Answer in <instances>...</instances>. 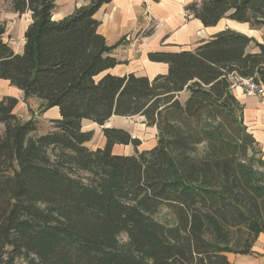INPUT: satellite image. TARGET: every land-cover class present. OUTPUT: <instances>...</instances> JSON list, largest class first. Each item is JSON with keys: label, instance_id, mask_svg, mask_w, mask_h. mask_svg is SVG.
Returning <instances> with one entry per match:
<instances>
[{"label": "trees", "instance_id": "1", "mask_svg": "<svg viewBox=\"0 0 264 264\" xmlns=\"http://www.w3.org/2000/svg\"><path fill=\"white\" fill-rule=\"evenodd\" d=\"M2 1L31 23L21 55L0 24V80L60 119L33 136L36 122L14 114L18 100H0V264H230L228 254H253L264 234V158L231 85L264 86V45L226 28L191 51L149 53L165 75L99 78L121 64L119 44L106 45L94 18L111 0L59 21L57 0ZM184 10L205 28L264 27V0H195ZM112 116L143 117L155 147L139 153L138 139L103 128V148L88 149L93 133L81 122L104 126ZM116 144L135 154L114 155ZM162 207L173 224L155 220Z\"/></svg>", "mask_w": 264, "mask_h": 264}, {"label": "crops", "instance_id": "2", "mask_svg": "<svg viewBox=\"0 0 264 264\" xmlns=\"http://www.w3.org/2000/svg\"><path fill=\"white\" fill-rule=\"evenodd\" d=\"M195 0H111L109 4L103 5L94 15L95 20L99 22L97 33L101 35L108 47H113L119 44L113 51L114 56L121 64L115 68L102 73L99 78L105 74L115 76H125L134 74L137 77H146L153 79L157 75H165L168 66L164 63H156L148 60V54L152 52H180L191 51L199 43L208 40L211 36L223 31L226 28L242 33L248 37L255 39L257 43L262 44L255 37V33L245 31L247 24L233 23L234 27H220L217 24L214 27L205 28L202 24L191 17H187L185 6ZM89 0H67V15H56L52 12V20L59 21L70 14L77 8L86 6ZM57 4V1H56ZM56 8V6H55ZM146 14L154 20L156 25L151 33H144L147 29ZM25 15L27 22L25 25H18L17 32L19 34V45L13 49L7 41L6 33L4 41L15 54L21 55L24 46V32L31 23L30 15ZM5 19L0 16V24ZM9 25H6V29ZM13 26L9 27L12 30ZM139 35L136 36V33ZM237 101L243 106V122L247 131L255 139L262 156L264 158V98L253 96L246 97L240 88L232 89ZM23 92L10 85L8 81L0 80V100L4 97H12L18 100V104L14 109V114L21 121H29V108L35 110L39 106V102L34 99L24 102ZM182 98L186 101L188 93L183 91L179 94V101L182 103ZM29 103V105H27ZM34 112H38L37 110ZM60 119L57 108H51L47 111L38 114V117L33 121H43L52 126L51 121ZM125 119H133L130 123ZM134 121L138 124L135 126ZM37 125V123H36ZM38 128V125H37ZM81 128L84 132L92 131L98 139L102 135L103 128L120 129L127 132L131 138L138 139L140 146L136 149L137 152L148 151L156 145L157 130L155 127H147L144 124V118L141 116H132L128 118L112 116L104 126H98L91 121L83 120ZM52 129H48L51 131ZM92 140L85 144L90 150L103 148L105 140L99 145L91 144ZM114 155L131 156L135 154V149L132 145L116 144L112 147ZM251 255H233L228 254L227 258L230 264H264V234H260L252 248Z\"/></svg>", "mask_w": 264, "mask_h": 264}, {"label": "rangeland", "instance_id": "3", "mask_svg": "<svg viewBox=\"0 0 264 264\" xmlns=\"http://www.w3.org/2000/svg\"><path fill=\"white\" fill-rule=\"evenodd\" d=\"M81 1V0H80ZM90 2V0H89ZM89 4V3H88ZM87 4V5H88ZM54 13L56 15L61 14V15H67V0H57V4H56V8H54ZM0 16H2L5 20L3 21V25H5V29H6V25H9L8 28L6 29V38L7 41L10 43V46L15 49L19 43V34L17 32V28L18 25H25V23L27 22L25 15H18L16 13H14L9 4L8 3H4L2 0H0ZM146 16H148L146 14ZM232 21L229 20H222L219 23L220 27H225V26H229V27H234L233 23H231ZM147 31L144 33H151V31H153L156 27V25L154 24V20L152 18H150L149 16L147 17ZM13 26L14 28H12V30H9V27ZM245 31H251V33H255V37L259 40L262 41V44L264 45V27H259V28H251L250 26L247 27V29H245ZM140 32L136 33V36L139 35ZM141 34V33H140ZM255 40V39H254ZM253 45L250 46V51L253 49ZM24 97V95H23ZM24 99V98H23ZM34 99L33 97H29L28 99H26V101H28L30 103V100ZM24 101V102H26ZM185 102V100L182 98V104ZM29 103L27 105H29ZM39 103L38 107H35L36 109L33 110L32 108H29V112H31V116H29V119L31 120H35L38 117V114H40L42 111V107H41V103ZM38 111V112H34V111ZM123 118H128V117H123ZM126 121H129L130 123L133 122V119H125ZM38 128L37 131L34 132L32 135L33 136H41L44 135L50 131H48V129H52L53 126H50L49 123H45L43 121H36ZM135 126L138 124L136 121H134ZM2 131V126H0V132ZM92 132V131H90ZM93 133V137H92V142L91 144L94 145H99L101 143V139L102 141L104 140L103 137L98 136V139L95 138L94 136V132ZM256 149H259V147L257 145H255ZM80 176H85L86 174L80 173ZM155 220L167 224V225H171L174 223V219L172 214L164 207H162L159 212L154 216ZM118 241L120 243V245L125 246L127 244V237L125 234H121L118 238ZM20 263V261H18ZM264 263V261H263Z\"/></svg>", "mask_w": 264, "mask_h": 264}, {"label": "built area", "instance_id": "4", "mask_svg": "<svg viewBox=\"0 0 264 264\" xmlns=\"http://www.w3.org/2000/svg\"><path fill=\"white\" fill-rule=\"evenodd\" d=\"M240 88L246 97L264 98V86L257 84L252 78H233L231 89Z\"/></svg>", "mask_w": 264, "mask_h": 264}]
</instances>
